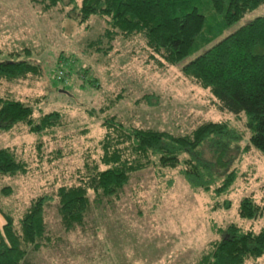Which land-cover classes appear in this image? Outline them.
<instances>
[{"label": "rangeland", "instance_id": "obj_1", "mask_svg": "<svg viewBox=\"0 0 264 264\" xmlns=\"http://www.w3.org/2000/svg\"><path fill=\"white\" fill-rule=\"evenodd\" d=\"M191 4L205 16L206 31L224 28L216 40L264 15L263 3L223 27V16L214 10L211 0H191ZM88 23L90 29L59 11L43 12L29 0H0V47L7 53L29 46L31 59L42 68L39 76L1 82L0 95L31 102L36 116L57 109L66 118L62 127L40 134L29 132L24 125L0 132V147H14L30 163L26 175H0V189L13 188L12 194L1 196L4 210L18 218L33 197L53 192L63 183H74L76 170L83 167L87 155L98 161V141L105 131L101 121L111 113L130 124L173 133L189 132L205 120L227 121L243 134L241 141L233 143L238 151L232 167L238 176L228 192L216 195L193 189L181 166H151L135 172L118 197L93 206L86 225L70 232L62 228L54 200L47 208L54 246L31 252L35 264H198L202 253L223 237L229 224L242 230L261 229L264 215L247 219L238 210L245 196H253L264 206V155L253 146L243 150L251 134L245 113L220 110L209 89L186 77L180 66L158 67L149 62L141 37L116 39L109 55L84 52L86 42L104 27L98 16ZM203 50L191 53L181 64ZM60 70L62 79L57 78ZM119 92L123 97L117 105L97 115L103 101ZM146 93L156 95L153 99L158 102L136 104ZM91 109L95 114L89 113ZM38 141L43 142V156L38 155ZM55 150L61 156L50 159ZM226 200L231 202L229 208L213 209L215 203ZM244 264H264V255Z\"/></svg>", "mask_w": 264, "mask_h": 264}, {"label": "trees", "instance_id": "obj_2", "mask_svg": "<svg viewBox=\"0 0 264 264\" xmlns=\"http://www.w3.org/2000/svg\"><path fill=\"white\" fill-rule=\"evenodd\" d=\"M43 12L59 11L73 17L79 25L90 29L93 16L104 20L103 31L86 42L84 52L109 55L118 38L144 40L147 60L158 67L180 66L182 73L201 87L209 89L220 110L236 115L244 112L250 130L249 143L264 155V15L250 20L235 32L219 40L224 28L206 31L205 16L191 0H29ZM214 10L223 16V27L236 22L264 0H211ZM204 49L196 57L181 64L191 53ZM0 83L27 79L42 74L41 64L31 59L32 49L25 46L7 53L0 47ZM84 70V69H83ZM61 71V74L59 72ZM57 74L63 78V70ZM87 70H84L86 75ZM96 80V78H93ZM96 85V84H95ZM119 92L107 97L97 109L104 114L122 99ZM156 95L146 93L136 104H150ZM90 114H95L93 109ZM66 118L54 109L35 115L31 102L0 95V132L26 126L31 133H43L62 127ZM104 128L99 139L101 154L98 161L85 157L78 168L74 183H63L53 192L33 197L20 217L1 206L5 218L0 234V264H35L30 253L54 246L49 233L47 208L55 200L60 224L66 232L87 223L93 206L103 199L118 197L135 172L158 166L177 168L196 190L213 191L216 195L228 192L238 171L232 167L243 134L227 121L205 120L186 133H173L158 128L127 123L116 113L101 121ZM43 142L38 141V155L43 156ZM61 156L60 150L52 151ZM41 157V156H40ZM30 163L19 157L14 147H0V175H26ZM94 194V198L90 193ZM13 193L9 185L0 189L1 196ZM230 201L215 203L213 209L229 208ZM242 218L255 219L264 215V206L253 196H245L239 204ZM223 237L211 242L198 264H244L247 259L264 255V226L259 230H242L231 223Z\"/></svg>", "mask_w": 264, "mask_h": 264}, {"label": "crops", "instance_id": "obj_3", "mask_svg": "<svg viewBox=\"0 0 264 264\" xmlns=\"http://www.w3.org/2000/svg\"><path fill=\"white\" fill-rule=\"evenodd\" d=\"M5 223V218L3 216V214L0 212V234L2 232V226Z\"/></svg>", "mask_w": 264, "mask_h": 264}, {"label": "built area", "instance_id": "obj_4", "mask_svg": "<svg viewBox=\"0 0 264 264\" xmlns=\"http://www.w3.org/2000/svg\"><path fill=\"white\" fill-rule=\"evenodd\" d=\"M59 74H61V71L59 72Z\"/></svg>", "mask_w": 264, "mask_h": 264}]
</instances>
